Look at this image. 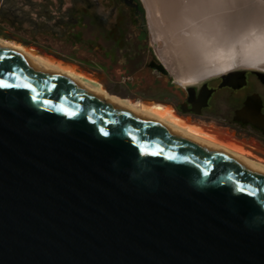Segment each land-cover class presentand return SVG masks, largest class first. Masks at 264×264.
Masks as SVG:
<instances>
[{"label": "water", "instance_id": "1", "mask_svg": "<svg viewBox=\"0 0 264 264\" xmlns=\"http://www.w3.org/2000/svg\"><path fill=\"white\" fill-rule=\"evenodd\" d=\"M0 57V264H264V175ZM219 75L238 87L245 70Z\"/></svg>", "mask_w": 264, "mask_h": 264}, {"label": "rangeland", "instance_id": "2", "mask_svg": "<svg viewBox=\"0 0 264 264\" xmlns=\"http://www.w3.org/2000/svg\"><path fill=\"white\" fill-rule=\"evenodd\" d=\"M139 1L144 8L146 16L147 34L144 36L142 45L138 48L141 56L139 57L140 59L137 64H134L131 62V60L127 59L125 55L126 51L123 49L115 51V57H112L109 54V46L106 43L104 36L100 33V30L96 29L91 24L88 10H86L85 6L82 5L78 6L76 10L78 17L73 18V16L70 14L69 20L66 18L64 19L67 24H63L62 34L57 36L53 33L47 34L49 38L45 40L44 37L46 34L45 32H42L39 35L41 39H39L37 43L27 42L30 40L28 29L29 23L23 22V20L19 22L18 20L26 16L32 22H45L48 25H52L62 15L66 16L67 12L71 8L73 9L71 6V0H0V34L17 40L25 45L35 47L39 51L46 53L49 56L58 58L62 61L64 60V62L71 64L78 70L98 78V80L101 81L107 88V90L113 94L133 99L139 98L142 100L159 101L172 106V102L175 101V97L179 95L181 90H184L187 88V86H189V84H182L177 78L175 79V76L167 66V63L172 62H174L175 65H178L179 63L183 64V59L181 55H179L180 53H177V47H174L173 49L172 46V36L174 32L170 30L169 26L165 27L168 25L167 18L171 8L170 1L172 0H147L151 10L153 9V15L155 16L156 8L157 14L161 15L160 18L164 24V26L161 28L163 32L162 37L158 39H153L152 37L145 1ZM237 1L239 0H234V2H236L237 5L239 4L242 6V8L237 7V11L235 10L236 8H227V10L225 8V13L222 14V17H226V19L224 20L220 16L224 23V31L228 32L229 35L224 39L228 41L229 38L232 37L234 41V37L236 38L237 36H240V34H242L241 32H243L242 30L253 23L254 20V23L260 24L259 26L264 25V3H262L264 0H256L257 3L255 4H259V10H257L258 15H252L254 12H250L252 16H247L249 14L248 11L251 9L248 10L247 8L245 10V6H243L246 0H240L243 3L240 1L237 3ZM260 8L262 10H260ZM260 11H263V13H260ZM45 13L48 14V17L45 15ZM99 13L101 15L104 14V10H100ZM227 13H229L230 17L227 15ZM259 13L261 15H259ZM2 14L5 15L4 18L1 17ZM7 15H10L11 19H14L15 17L13 15H15L17 19L15 22L17 23L15 25L12 24L13 19L9 20ZM245 16H247L246 19ZM241 17H243L245 20ZM250 18L254 20H251ZM260 18L262 19L263 23ZM256 20H260V22H257ZM156 25L157 23L155 26ZM226 28L228 30H226ZM235 41L233 43L234 53L230 57L232 60H234L232 61L233 69H244L245 76L247 75L249 82L252 84L255 83L256 87L254 89L251 88L249 91H252V94H255L257 97L259 93L264 97V87H262L255 77V74L252 71V68L254 67H249L250 65L248 64L251 61L250 59L252 56L244 55L247 54L246 49L241 46L240 41ZM215 42L217 41L215 40ZM226 42L227 41L224 40L221 41V43H224V45H229V43ZM198 55L199 57H197V60L199 64L201 62L205 65L212 66L220 62L216 56L210 57L200 52ZM153 56H155L159 62L165 66L168 74L164 75L162 72H159L158 70L147 65ZM249 56L251 58H249ZM219 74L220 73L212 74L203 80L197 81L194 84L195 86H198L205 82L209 86H216L220 80ZM245 82L246 78H244L243 85ZM230 97H232V95L228 89H223L217 93L215 99L213 100V104H215L214 110H216L218 113L216 115L221 118L219 120H201L200 118L196 117L192 118L191 115H188L186 118L188 120L197 122L201 126V130L205 132V134L209 136L211 135L212 138L216 139L218 137V141L223 142L230 147L233 146V148L236 147L237 149L239 146L238 150L244 152L249 157L253 159H261V157H264V142L253 136V134H251L246 128L239 126L240 124H234L230 122L229 119H233V117L236 115V112L241 110L244 106V104H241L242 106L240 105L236 110H233L234 108H231V105H229ZM245 101L246 99H244V103ZM224 118L226 121L229 120V122L223 121ZM210 131L212 133H210ZM234 143L236 145H233Z\"/></svg>", "mask_w": 264, "mask_h": 264}, {"label": "bare ground", "instance_id": "3", "mask_svg": "<svg viewBox=\"0 0 264 264\" xmlns=\"http://www.w3.org/2000/svg\"><path fill=\"white\" fill-rule=\"evenodd\" d=\"M144 1L147 6V17L151 27L152 37L153 39H158L162 37L163 32L161 28L164 26L160 18L161 15L157 14V9L155 8L156 12L154 16V12L152 13L153 9L151 10L147 0ZM239 1H237V3ZM246 2L243 5L245 6V10L247 8L248 10L251 9L248 11L249 14L247 16L251 15L250 12H254L252 15H258L257 10H259V4H255L257 1L248 0V2ZM170 4V13H168L167 18L168 25L165 27L169 26L170 30L174 32L172 36V46L173 49L174 47H177V53H180L179 55H181L183 59V64L179 63L178 65H175V63L172 62L167 63V66L175 76L174 78H177L180 83L191 85L199 81L203 76L222 73L226 70L232 69V61L234 60L230 57L234 53L233 43L235 40L240 41L241 46L246 49L247 54L244 55L252 56V58L249 56L251 61L248 64L254 65V68L257 69H264V25L259 26L260 24L254 23L255 20L250 18L251 20H254L253 23L250 22L251 24L242 30L243 32H241L242 34H240V36L236 35L237 37H234V41L232 39L233 37L229 38V41L224 39L229 36L228 32L224 31L225 28L222 20V14L225 13L224 9L236 8L235 10L237 11V7L242 8V6L239 4L237 5L234 0H172L170 1ZM260 10L262 9L260 8ZM263 11H260V13H263ZM260 13L259 15H261ZM227 15L229 16V13H227ZM220 16L222 18H220ZM247 16H245V19ZM223 19L225 20L226 17ZM257 22H260V20ZM156 23L157 25L155 26ZM227 28L226 30H228ZM222 39L227 41L226 43H229V45L221 43V41H223ZM215 40L217 42H215ZM0 47L20 55L31 64L69 80L72 84L91 92L109 103L146 117L168 130L179 132L199 144L211 148L224 156L238 160L256 172L264 175V157H261V159H253L244 152L238 150L239 146L236 149V147L233 148V146L230 147L229 145L218 141V137L216 138L217 140L212 138L211 135L209 136L201 130V126L197 122L188 120L186 117L177 114L173 106L170 104L153 100H142L139 98L133 99L113 94L107 90L98 78L78 70L71 64L64 62V60L62 61L58 58L49 56L35 47L24 45L23 43L2 34H0ZM199 52L210 57L216 56L220 62L212 66L205 65L201 62L199 64L197 60ZM210 133L212 132L210 131ZM235 143L233 145H236Z\"/></svg>", "mask_w": 264, "mask_h": 264}, {"label": "flooded vegetation", "instance_id": "4", "mask_svg": "<svg viewBox=\"0 0 264 264\" xmlns=\"http://www.w3.org/2000/svg\"><path fill=\"white\" fill-rule=\"evenodd\" d=\"M72 7L66 16H61L52 25H48L45 22H32L29 18L24 16L18 20L21 22L29 23V43H37L40 33L45 32L44 39L47 40L49 37L47 34H55L56 36L62 34L63 24L66 25L65 18L70 19V14L73 18L77 16V8L82 5L88 10V15L91 24L104 36L106 43L109 46V54L115 57V51L125 50V55L128 60L132 63L137 64L141 53L138 48L142 45L144 36L147 34L146 16L144 8L139 0H71ZM104 10V14H100L99 11ZM75 13V15H74ZM12 24L15 22L16 16L14 15ZM72 18V17H71ZM96 38V36H95ZM128 51V53H127ZM127 53V54H126ZM159 63V60L153 56L148 66L158 70L155 65ZM159 71V70H158ZM160 72V71H159ZM258 82L264 87V79L258 74L253 72ZM164 74V73H162ZM166 75V74H164ZM246 82L240 87H232L229 85L219 87L221 78L216 86H209L207 83H201L198 86L194 85L192 92H189L187 88L181 90L178 96L175 97V101L172 102V106L176 113L188 117L191 115L192 118H200L201 120H219L221 119L214 110L213 100L220 90L228 89L232 97L229 98V105L233 110H236L241 104H244V99L251 97L249 107V118L247 122L230 118V122L234 124H240L243 128H246L253 136L264 142V129L257 124L264 125V97L259 93L258 97L249 91L251 88L254 89L255 83L249 82L247 75L245 76ZM211 89V92L207 95L205 103L204 98L206 89L203 85ZM229 87V88H226ZM242 106V105H241ZM244 107V106H243ZM258 112V113H257ZM226 121L224 118L223 121ZM225 123V122H224ZM245 126V127H244Z\"/></svg>", "mask_w": 264, "mask_h": 264}, {"label": "snow or ice", "instance_id": "5", "mask_svg": "<svg viewBox=\"0 0 264 264\" xmlns=\"http://www.w3.org/2000/svg\"><path fill=\"white\" fill-rule=\"evenodd\" d=\"M0 58H2V57H0ZM0 83H3L2 81H0ZM28 87H31L30 85H28ZM67 115H69V116H73V115H75V113H73V112H67ZM103 131V130H102ZM104 135H108V133L107 132H105L104 133ZM145 152L147 151L146 149L144 150Z\"/></svg>", "mask_w": 264, "mask_h": 264}, {"label": "crops", "instance_id": "6", "mask_svg": "<svg viewBox=\"0 0 264 264\" xmlns=\"http://www.w3.org/2000/svg\"><path fill=\"white\" fill-rule=\"evenodd\" d=\"M45 15L48 17V14L47 13H45ZM4 16H5L4 14L1 15V17H3V18H4ZM7 17H8L9 20H12L13 19V18L11 19L10 15H7Z\"/></svg>", "mask_w": 264, "mask_h": 264}]
</instances>
